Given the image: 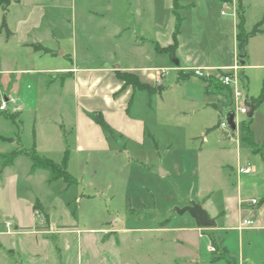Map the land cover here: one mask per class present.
<instances>
[{
	"label": "rangeland",
	"instance_id": "obj_1",
	"mask_svg": "<svg viewBox=\"0 0 264 264\" xmlns=\"http://www.w3.org/2000/svg\"><path fill=\"white\" fill-rule=\"evenodd\" d=\"M172 1L114 2L112 11L105 9L104 12L114 18L122 11L120 21L127 25L119 35H109L107 17V22L105 19L102 24L94 26L92 36L80 35L76 30L75 39L91 46L95 55L105 56L113 46L117 57L124 63L132 45L150 35L149 12L162 20L163 36L166 33L170 37L175 22L171 13ZM175 1L180 30L196 41V45L190 46L193 49L190 54L200 61L208 57L212 63L218 57L227 60L236 50L233 33L239 20L233 15V3L224 4L223 0ZM241 2L244 28L250 31L262 17L264 0ZM128 6L131 13L125 19ZM136 11L141 12L140 18L133 14ZM1 12L0 9V15ZM260 28L264 30V23ZM66 30L70 31V27ZM0 32L5 35L1 20ZM71 42L72 38L65 45ZM145 43L148 48L152 46L147 38ZM245 51L247 64L239 70L244 73L241 72L244 76L239 89L242 96L250 100L260 94L264 78V31L249 39ZM184 54L186 51L180 50L179 58L182 59ZM94 58L96 60L97 56ZM160 59L162 68L173 64V57L167 51L161 53ZM44 76L49 78L52 75ZM202 78L190 73L179 79L177 70L165 69L162 93L148 95L143 91L140 94L144 105L141 99H136L135 107L154 133V141L150 137L141 149L128 151L112 149L74 153L72 146L67 147L70 157L66 171L71 182L66 183L60 178L36 179L31 190H26L25 180L19 178L22 163L14 171H2V168L10 152L32 146L34 112L31 109L17 114L14 120L5 116L9 112H0V135L13 138V141L0 139V153H3L0 155V227L10 221L8 227L13 229L14 223L22 225L19 230L48 229V233L40 235L49 241L50 264H75L77 252L81 256L79 264H93L100 256H109V250L114 255L113 263L108 264H203L206 239L200 235L201 231L197 230L189 213L180 214L177 209L190 201L202 205L220 188H231L230 183L235 177L229 165L235 158V150L228 141L234 143L235 135L242 164L246 161L258 166L260 161L264 163L260 150L264 138V101L257 104V111L251 116L235 110V130L221 128L218 124L221 119L225 120L222 111L227 107H220L221 104L228 106L230 97L217 89L206 91ZM1 85L4 87L3 83ZM39 114V124L46 123ZM247 131L252 133L254 144L241 140V134ZM52 159L60 163L62 155L56 154ZM26 160L23 159L27 163ZM161 171L168 172L163 175ZM22 185L23 190L17 191ZM213 197L219 203L218 195ZM38 199L48 215L46 223L42 215L33 210ZM13 203L17 209L13 208ZM15 216L19 217L18 222L13 223ZM112 227L120 231H101ZM202 232L207 233V230ZM63 237L70 241L71 249H65ZM86 238H96L97 241L88 242Z\"/></svg>",
	"mask_w": 264,
	"mask_h": 264
},
{
	"label": "crops",
	"instance_id": "obj_2",
	"mask_svg": "<svg viewBox=\"0 0 264 264\" xmlns=\"http://www.w3.org/2000/svg\"><path fill=\"white\" fill-rule=\"evenodd\" d=\"M223 1L233 3L235 6L233 15L238 20V0ZM114 2L124 4L125 0H7L5 8L0 3L1 24L4 18L8 29V34L2 35L0 32V89L5 98L15 99L16 110L13 114L21 115L23 112L33 110L35 117L32 146L35 150L51 160L56 154L63 157L66 150V166L70 157V150L67 147L72 146L74 153H96L112 149L139 150L150 137L154 139V133H151L146 120L139 114L138 107H135L136 99L138 101L141 99V104L144 105V98L140 93L143 91L148 93L147 90L136 89L125 83L119 78V73L135 75L141 83L154 90L150 94L162 93V76L165 69L177 70L179 79L193 74V68H203L209 76H215L219 71H230L234 66H237L236 70L240 76L243 73L242 69V73L239 72L242 65L237 62L238 22L234 24L236 29L233 33L236 50L230 57L227 60L218 57L213 63L208 57L200 61L198 57L190 54L193 50L190 46L196 45V41L180 30L179 17L175 15V8L178 5L174 4V1L171 13L175 22L172 20L174 29L170 37L166 33L163 36V22L151 11L147 14L151 31L146 37L151 47L146 46V38H141V42L132 45V49L128 50L124 63L117 57L113 46L105 56L93 54L91 46L77 42L75 31L78 30L80 35L92 36L94 26L102 24V20L105 19L107 22L108 17L109 35H119L127 25L120 21L122 11L119 12V17L114 18L113 16L111 18L107 11L104 12L105 9L112 11ZM240 4L242 6L241 0ZM126 11L125 17L131 13L129 6ZM133 14L141 17L140 11ZM132 17L135 18L134 15ZM168 21L169 19L167 23ZM176 25L178 26L176 46L169 50V46L173 44ZM66 27H70V31H67ZM141 28L145 29L143 25ZM70 38L71 44L65 45ZM33 44L40 45L47 51L34 47ZM57 47L58 49H55ZM180 50L187 53L181 57L182 59L179 58ZM166 51L173 57V64L162 68L160 57L161 53ZM94 56H97L96 60ZM45 74L52 76L46 78ZM203 84L205 88L204 81ZM245 101L251 104V100L246 96ZM256 106L253 107L252 114L257 111ZM39 112L42 122L46 120V123L39 124L41 119ZM93 113H100L103 116L113 130L112 136L103 132L91 118L90 115ZM52 114L57 117H53ZM243 115L249 116V107L247 114ZM227 137L230 138L229 135ZM228 145H234L235 158L229 167L235 180L230 183L231 188L228 186L220 188V191L213 193L212 197L201 205L215 221L216 226L206 229L207 233H203V229L196 226L197 230L201 231L200 235L206 239L203 264H264V163L259 160V166L252 165L249 161L242 164L236 135L234 143L229 140ZM24 158L27 159V163L23 161ZM20 163L22 172L19 178L25 180L26 190L32 189L37 182L36 179L50 180L47 169L39 167L31 170L30 158L22 153L15 154L10 163H5L2 171L7 169L14 171ZM244 167H249L250 171L239 172V169ZM167 172L161 171L163 175ZM23 188L22 185L21 190L17 191L21 192ZM214 195H218L219 203ZM252 199H256V202L253 203ZM34 204L33 210L42 215L44 223L48 222V215L42 202L38 199ZM12 205L17 209L15 203ZM18 218L15 216L13 223L18 222ZM245 219L251 220V223L243 225ZM14 224L16 225L14 229L0 227V264H50L49 241L47 237L40 235L48 233L49 230H19L18 227L22 225ZM101 231L114 233L120 230L112 227ZM86 239L88 242L97 241L96 238ZM62 240L65 249L72 248L67 238L63 237ZM212 241L217 243V251L210 250ZM78 244L77 241V249ZM113 255V251L109 250V256L102 255L99 261L93 264L113 263ZM80 261L81 256L77 252L75 264H79Z\"/></svg>",
	"mask_w": 264,
	"mask_h": 264
},
{
	"label": "trees",
	"instance_id": "obj_3",
	"mask_svg": "<svg viewBox=\"0 0 264 264\" xmlns=\"http://www.w3.org/2000/svg\"><path fill=\"white\" fill-rule=\"evenodd\" d=\"M7 0H0V3L3 4V7L5 8ZM174 4H176V1L174 0ZM238 24H237V31H236V43H237V49L239 52V56L241 59L244 60L246 56V45L248 42V39L253 36L254 34L258 32H262L263 30L260 28V26L264 23V10L262 13L261 19L254 24L252 29L250 31H246L244 29V15H243V10L242 6L240 4V0H238ZM1 27L5 30V33L8 34V29L5 23L4 18L2 19V24ZM178 31V26L176 25L175 31L173 34V44L169 46V50H173L174 47L176 46V33ZM34 47H37L42 50H46V48L33 44ZM159 49V47H157ZM160 50V49H159ZM221 72V71H219ZM119 78H121L125 83L131 84L134 88L136 89H141V90H147V92L150 94L151 91L153 92V89H150V86L141 83L135 75L131 73H119L118 74ZM241 80H243V76L241 74L240 76ZM203 81L206 83L205 90L206 91H212L213 89H217L219 91H224L225 87L220 83L218 75L217 76H208V77H203ZM159 91V89H157ZM251 104L253 107H255L258 103L262 102L264 100V78L262 80V87L260 94L256 98H252ZM216 107V106H215ZM5 116L11 120H14L16 118V114L10 113V114H5ZM91 118L100 126V128L105 132L107 135L112 136L113 135V130L111 127L107 124V122L104 120L103 116L100 113H93L90 115ZM217 127V125H216ZM1 140L4 141H13L12 137H5V136H0ZM242 139L249 142H252V137L249 131H247L245 134L242 135ZM260 150L263 152L264 155V139L261 142ZM17 153H22L26 156H28L31 160V170H34L35 168H44L47 169L50 173L49 179H57L61 178L63 179L66 183L71 182L70 175L66 171V150L63 153V157L60 163H56L50 158L41 156L32 146L30 149H23V148H18L12 152H10L7 157L8 159L5 161V163H10L12 158L14 157L15 154ZM212 247L213 251H217L218 245L215 241H212Z\"/></svg>",
	"mask_w": 264,
	"mask_h": 264
},
{
	"label": "built area",
	"instance_id": "obj_4",
	"mask_svg": "<svg viewBox=\"0 0 264 264\" xmlns=\"http://www.w3.org/2000/svg\"><path fill=\"white\" fill-rule=\"evenodd\" d=\"M226 4V2L224 3ZM237 66H234L230 71H221L217 72L215 76L218 75L220 83L225 87L224 92H226L230 97V102L228 106H224L221 104L222 109L227 107L226 110H233L234 116H235V110L238 111L240 114H247L248 107L245 104V97L242 96L243 93L240 91L239 86L241 81L240 75L237 73ZM192 73L199 77H208L209 75L204 71L203 68H193ZM241 98L243 102H241ZM234 108V109H232ZM15 99L11 97H6L5 94L0 89V112H9L13 113L15 111ZM225 110V109H224ZM218 126L221 128H227L228 130H231L229 126L227 125L226 121L221 119L219 121ZM250 171L249 167L240 168L239 172L248 173ZM253 203L256 202V199L251 200ZM244 224H250L251 220L245 219L243 220ZM6 226L8 227L11 223L6 222ZM210 250L213 251L212 245L210 246Z\"/></svg>",
	"mask_w": 264,
	"mask_h": 264
},
{
	"label": "water",
	"instance_id": "obj_5",
	"mask_svg": "<svg viewBox=\"0 0 264 264\" xmlns=\"http://www.w3.org/2000/svg\"><path fill=\"white\" fill-rule=\"evenodd\" d=\"M237 62L239 63V65H245V61L241 59L240 56L237 58ZM115 66L118 67V65ZM245 104L249 107V116H251L253 111V105L248 103L247 101H245ZM222 114L229 128L235 130L236 123L234 120V111L231 109L223 110ZM177 212L180 214L188 212L189 215L194 219V222L198 228L208 229L216 226L215 221L209 216L207 211L200 204L194 201H190L182 208L177 209Z\"/></svg>",
	"mask_w": 264,
	"mask_h": 264
}]
</instances>
